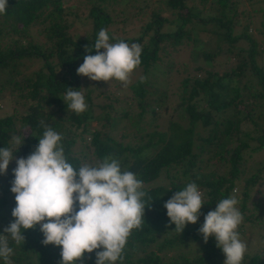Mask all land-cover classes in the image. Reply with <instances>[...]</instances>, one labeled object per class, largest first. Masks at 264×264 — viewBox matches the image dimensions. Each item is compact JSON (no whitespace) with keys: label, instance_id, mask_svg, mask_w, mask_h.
I'll list each match as a JSON object with an SVG mask.
<instances>
[{"label":"trees","instance_id":"trees-1","mask_svg":"<svg viewBox=\"0 0 264 264\" xmlns=\"http://www.w3.org/2000/svg\"><path fill=\"white\" fill-rule=\"evenodd\" d=\"M141 1L147 4L148 0ZM239 1L165 0L169 15L152 10L137 35L121 37L109 30L114 20L105 9L106 0H87L90 6L85 24L90 33L79 38L69 33L63 0H8L6 14H0V101L8 100L12 113L0 117V148L15 151L11 137L20 135L23 139L26 128L28 133L24 134L27 141L24 139L14 152L7 173H0V235H5L13 249L7 264L62 262V246L44 245L38 225L22 230L25 242L19 246L4 231L7 216L16 207L11 191L16 160L34 152L44 125L60 134L66 159L74 169L112 157L119 161L122 172L131 171L143 182V222L131 231L116 264H224L226 256L215 237L205 243L199 232L205 216L220 200L235 196L243 215L237 231L239 238H244V228L252 229L254 222L258 223L255 210L262 204L256 197L249 209L247 201L251 190L264 178V155L249 176L245 169V162L264 147V69L258 63V58L264 61V24L258 29L260 40L248 33L249 24L234 32L239 24ZM33 29L41 35L40 40L27 39ZM101 29L107 30L112 44L124 41L140 47V63L135 69L143 74L168 56L167 48L177 50L186 41L204 43L212 33L225 45H218L216 52L215 48H192L195 56L202 53L211 66L215 57L220 65L227 66L232 57L236 64L223 73L197 65L193 75L186 73L184 66L181 70L185 75L172 91V96L176 93L174 106L167 102V89H151L153 85L144 77L123 87L122 95L128 94L127 89L136 99L139 111L133 122L138 132H144L139 142L124 143L125 136L117 137L110 126L116 118H130V105L120 107L123 101L116 96L115 88L98 91L96 97L108 102L95 104L94 88L77 73L85 55L97 54L93 45ZM239 42L242 45H237ZM164 70L171 73L180 69L167 60ZM68 87L84 94V112L68 109L61 98ZM149 93H155L152 99ZM94 108L99 111L95 113ZM155 108H163V116L175 114L176 119L158 125ZM144 119L148 121L142 127ZM243 122H249L251 128L242 129ZM192 182L197 184L205 204L197 223L187 224L180 233L175 231L164 204ZM245 222L251 223L249 227H244ZM102 250L85 252L77 264H96V253ZM0 264H6L2 257ZM242 264H264V250L252 255L246 252Z\"/></svg>","mask_w":264,"mask_h":264},{"label":"clouds","instance_id":"clouds-1","mask_svg":"<svg viewBox=\"0 0 264 264\" xmlns=\"http://www.w3.org/2000/svg\"><path fill=\"white\" fill-rule=\"evenodd\" d=\"M7 8L8 0H0V14H6ZM93 47L97 54L85 55L77 73L93 81L116 79L127 85L140 63V47L124 41L110 43L106 29L99 31ZM61 98L77 114L86 110L81 91L68 87ZM44 127L34 152L16 160L11 188L16 201L12 212L15 220L4 231L19 246L25 242L22 230L39 225L44 245L62 246L61 264H77L85 252L101 248L96 253V264H115L131 231L143 222V182L131 171L122 172L119 161L112 157L74 169L66 159L60 134L50 126ZM24 139V134L23 139L20 135L11 137V144L18 146L15 151ZM15 151L0 148V173H7ZM204 204L201 191L192 182L176 192L164 207L176 225L175 231L182 233L187 224L197 223ZM237 204L235 196L220 200L199 229L205 243L215 237L217 247L226 256L224 264H242L247 251L237 231L243 221ZM12 252L5 235H0V257L6 264Z\"/></svg>","mask_w":264,"mask_h":264},{"label":"rangeland","instance_id":"rangeland-1","mask_svg":"<svg viewBox=\"0 0 264 264\" xmlns=\"http://www.w3.org/2000/svg\"><path fill=\"white\" fill-rule=\"evenodd\" d=\"M63 1L64 6L68 11V15H66L65 19L69 25V33L79 38H82L89 34L90 27L89 25L85 24V16L88 13L90 3L87 2V0ZM104 5L105 9L109 12L114 20V22H112L114 24L109 27V30H111L114 36L132 37L137 35L138 30L142 26V23L145 21V19L148 18L152 10L158 9L163 11L161 12L162 15H169L165 0H148L147 4H145L141 0H106V2H104ZM237 10L239 24L236 25L234 32L237 33L243 30V24H249L248 33L252 34L256 37V39L260 40L261 36L258 35V29L261 27L262 23L264 24V1L240 0L237 6ZM31 32L32 35L28 36L27 39L32 38L34 41L41 39V35L37 34L35 29L31 30ZM193 45L194 44L192 41H186L177 50L172 51L170 48H167L168 56L166 58L163 57L162 60L159 63H156L153 68L147 71V73L143 74L142 70L139 68L134 69V71L130 74L129 82L127 83V85L116 79H112L108 83L105 81H93L90 78L83 76L82 81L89 83L90 87L94 88L92 96L95 100V104H103L108 102V99L106 100L104 98H101L100 96L96 97L98 91H100L102 88H110L111 90L115 88L117 89L115 91L116 96L123 101L120 104V107H125L126 103L130 105L132 109L130 118H116L112 126H110L113 134H115L117 137L120 138V135L125 136V138H122L124 140V143L130 142L131 144H135L139 142V136L144 133L142 131L138 132L137 124L133 122L134 120H136V114L139 111V108H137L136 106V99H133L130 91L127 89L126 91L128 92V94L126 96L122 95L123 89L129 87V85L136 79L144 77L147 82L153 85L151 89L155 88L157 91H160L161 89H167L169 95L167 102L171 106H174L176 102V93L172 96V91L175 88V85H178L185 75V73H183L181 70L184 66H186V73L190 75L197 73V71L195 70L197 65H204L208 69L213 68L214 70H219L221 73L235 67L236 60L233 57L229 61H227V66L220 65L217 61L218 57H215V59H213V64L217 61L216 66H213V64L211 66L209 61L204 60V55H202L201 52V56L199 57H196L195 53L192 52V48L200 49L201 47L204 51H212L215 48L216 52L218 50V45H225L224 42H221V38H219L215 33H212L211 35L206 37V42L199 43L194 46ZM237 45H242V42H239ZM262 48L264 49V45H262ZM167 60L171 61L175 68H179V72H174L173 70L171 73H167L164 70ZM258 63L261 64L264 69V61L262 59L259 60L258 58ZM112 82L115 84H110ZM149 95H151L149 99H152L155 93L153 95L149 93ZM116 106L118 107L119 105L117 104ZM154 110L158 118V125L164 126L167 123V119L169 118L176 119L175 114L172 115L171 113L163 116L161 114L163 108H155ZM94 111L95 113H97L99 110L94 108ZM169 111L172 112V109L170 108ZM11 113L12 105L10 104V102L6 99L0 101V117L9 115ZM143 121L144 122L141 124L142 127L145 126V123L148 120L144 119ZM262 122H264V119L262 120ZM248 128H251L250 123L243 122L242 129ZM27 131L28 129L26 128L24 134H27ZM25 141H27V139H25ZM262 155H264V147L263 150L252 155V157L245 162L246 176H249L255 169V163L258 162L259 158H262ZM237 188L239 192V187ZM256 197H259L260 203H262L259 208L255 210L259 216V219L257 220L258 223L255 224V222L253 221L254 224L251 227L252 229L244 228L245 237L241 239L247 245L246 252L251 253V255L255 252H261V249L264 250V178L251 190L250 198L247 201V206L249 209H251V207L254 205L252 202ZM7 218V226L9 227L10 224L14 222L15 217L11 215L7 216ZM248 224L250 225L251 223L248 222ZM248 224L245 222L244 227H249ZM38 228L40 229L39 225Z\"/></svg>","mask_w":264,"mask_h":264}]
</instances>
